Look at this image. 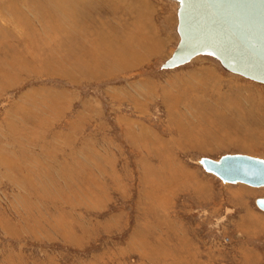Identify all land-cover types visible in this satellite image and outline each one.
Instances as JSON below:
<instances>
[{
    "label": "rangeland",
    "instance_id": "obj_1",
    "mask_svg": "<svg viewBox=\"0 0 264 264\" xmlns=\"http://www.w3.org/2000/svg\"><path fill=\"white\" fill-rule=\"evenodd\" d=\"M177 23L170 0H0V264H264V187L197 161L264 159V85L162 70Z\"/></svg>",
    "mask_w": 264,
    "mask_h": 264
},
{
    "label": "water",
    "instance_id": "obj_2",
    "mask_svg": "<svg viewBox=\"0 0 264 264\" xmlns=\"http://www.w3.org/2000/svg\"><path fill=\"white\" fill-rule=\"evenodd\" d=\"M177 4L179 42L162 70L209 57L228 72L264 85V0H170ZM200 165L225 184L264 187V159L227 154ZM264 211V197L256 200Z\"/></svg>",
    "mask_w": 264,
    "mask_h": 264
},
{
    "label": "bare ground",
    "instance_id": "obj_3",
    "mask_svg": "<svg viewBox=\"0 0 264 264\" xmlns=\"http://www.w3.org/2000/svg\"><path fill=\"white\" fill-rule=\"evenodd\" d=\"M149 42V41H148ZM149 47H150V45H149ZM150 51V50H149ZM253 136V135H252ZM264 139V138H263ZM239 141V140H238ZM241 141H239V143H240ZM234 144V143H233ZM246 144V143H245ZM250 144H251V142H250ZM236 145H238V144H236ZM243 147L244 146H246L245 148H250V146L248 145V144H246V145H242ZM252 146V145H251ZM264 148V147H263ZM250 156V155H249ZM254 157V156H253ZM202 158V156H200L199 158H198V162H199V160ZM213 160H215V159H213ZM217 160H219V159H217ZM200 168L202 169V170H204V168L202 167V166H200ZM205 171V170H204ZM206 172V171H205ZM210 174V173H209ZM210 175H212V174H210ZM212 176H214V175H212ZM215 178H217L216 176H214ZM218 179V178H217ZM236 186V185H235ZM246 186V185H245ZM257 189V188H256Z\"/></svg>",
    "mask_w": 264,
    "mask_h": 264
}]
</instances>
